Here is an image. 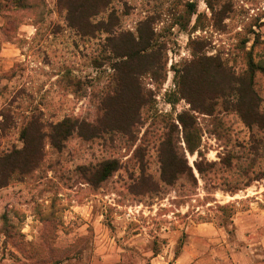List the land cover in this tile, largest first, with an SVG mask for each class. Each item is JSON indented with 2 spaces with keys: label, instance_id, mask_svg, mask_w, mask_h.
<instances>
[{
  "label": "rangeland",
  "instance_id": "374dc122",
  "mask_svg": "<svg viewBox=\"0 0 264 264\" xmlns=\"http://www.w3.org/2000/svg\"><path fill=\"white\" fill-rule=\"evenodd\" d=\"M91 22L92 34L72 28L60 0H0V264H168L203 223L205 264H243L234 220L250 202L264 207V126L244 123L221 76L197 83L207 111L191 109L181 84L202 56L236 78L264 68V0H111ZM139 31L159 62L134 77L140 107L126 103L114 52ZM250 89L264 113L263 70ZM67 119L76 129L57 148ZM31 144L41 151L25 170ZM108 160L119 168L93 183Z\"/></svg>",
  "mask_w": 264,
  "mask_h": 264
},
{
  "label": "trees",
  "instance_id": "16d2710c",
  "mask_svg": "<svg viewBox=\"0 0 264 264\" xmlns=\"http://www.w3.org/2000/svg\"><path fill=\"white\" fill-rule=\"evenodd\" d=\"M111 0H60V3L65 7L67 11V20L69 25L78 30L79 32L94 33L95 25L91 22V18L98 14L103 8H106ZM104 24V23H103ZM102 24V25H103ZM110 32L111 30H105ZM152 32V31H151ZM131 40L128 39L125 41V45L122 52L117 50L114 52L116 56L121 59L118 63V70L121 71L122 78L121 81L126 88V103H138V107L142 105V101L145 100V95L142 94L140 87L138 92L134 93L132 85L135 82L138 83V79L134 78L138 73L150 72L152 69L157 67L159 62H156L154 56H157L155 52H150L151 46V36L147 40H144L143 33L139 31V37L136 38L132 35ZM151 38V40H150ZM152 58V60H151ZM213 60L212 57L202 56L196 58L193 62L189 63L186 66L184 74L182 76L181 87L183 91L184 98L187 99L191 105V109L194 111H207L206 107V97L199 95L195 89H199L197 83L203 78L205 81H214L218 76L219 78V87L220 95L226 96L227 91H235L237 93V105L236 109L240 114L244 123L248 126L257 125L264 126V113L256 110V98L253 99L254 95L251 96L252 90L250 89L253 83V77L255 75L256 68L264 71V68L257 66L252 63L250 65V74L248 77L236 78L234 74L227 73L223 65H219L218 71L215 72L208 68V64L205 66V62ZM138 76V75H136ZM194 88V89H193ZM249 95L251 97H249ZM249 98V99H248ZM236 105V104H235ZM179 121L184 128L185 142L187 149L191 154H194L198 148L199 144V135L195 127L196 119L189 112H184L180 114ZM190 121V122H189ZM77 123L72 122L70 119L64 120L62 123L55 126V134H52V145L60 148L63 145V142L70 137L75 131ZM92 127V126H91ZM97 130L96 128L94 129ZM42 138L39 134L37 139ZM31 159L25 164V170L29 169V164L36 163L38 161V154H40V147L36 144H31ZM119 168V163L116 160H108L103 162L96 169L95 181L93 183L99 184L107 180L113 172ZM7 184V181L4 180L0 182V187H3Z\"/></svg>",
  "mask_w": 264,
  "mask_h": 264
},
{
  "label": "crops",
  "instance_id": "0c3cea01",
  "mask_svg": "<svg viewBox=\"0 0 264 264\" xmlns=\"http://www.w3.org/2000/svg\"><path fill=\"white\" fill-rule=\"evenodd\" d=\"M249 205L250 207H247L246 211L239 212L240 216L234 220L242 239H246V257L242 255L244 254L242 252L240 259L243 264H264V207L257 202H250ZM210 225L211 223H203L195 227L189 234L181 255L168 264H201L205 260L202 255L206 248L204 246L207 241L206 236L212 229ZM223 261L231 262L230 264L240 263L239 259L230 261L223 258ZM202 264H205V261Z\"/></svg>",
  "mask_w": 264,
  "mask_h": 264
}]
</instances>
